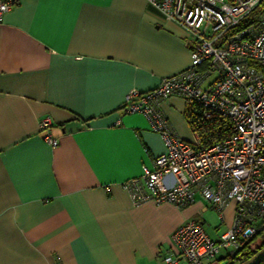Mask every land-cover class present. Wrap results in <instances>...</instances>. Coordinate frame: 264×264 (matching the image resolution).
I'll use <instances>...</instances> for the list:
<instances>
[{
  "label": "crops",
  "instance_id": "obj_1",
  "mask_svg": "<svg viewBox=\"0 0 264 264\" xmlns=\"http://www.w3.org/2000/svg\"><path fill=\"white\" fill-rule=\"evenodd\" d=\"M186 40L147 0H15L0 23V264H163L185 221L213 240L227 231L234 201L221 220L198 195L184 208L135 205L121 187L164 151L124 97L185 69ZM160 109L193 139L182 97ZM226 261L221 252L207 264Z\"/></svg>",
  "mask_w": 264,
  "mask_h": 264
},
{
  "label": "built area",
  "instance_id": "obj_2",
  "mask_svg": "<svg viewBox=\"0 0 264 264\" xmlns=\"http://www.w3.org/2000/svg\"><path fill=\"white\" fill-rule=\"evenodd\" d=\"M147 1L184 30L190 62L156 87L125 95L123 111L142 114L164 151L121 187L135 205L152 201L184 208L198 195L221 220L225 205L234 201L233 221L219 239L189 219L171 234L176 252L162 258L163 264H207L221 252L234 255L264 226V0ZM14 3L0 0V23ZM171 95L186 103L191 140L179 137L160 109ZM212 117L227 119L231 133L205 145L197 126ZM50 124L44 116L39 127ZM44 138L58 144L48 133Z\"/></svg>",
  "mask_w": 264,
  "mask_h": 264
},
{
  "label": "trees",
  "instance_id": "obj_3",
  "mask_svg": "<svg viewBox=\"0 0 264 264\" xmlns=\"http://www.w3.org/2000/svg\"><path fill=\"white\" fill-rule=\"evenodd\" d=\"M195 109V108H194ZM198 113V112H197ZM197 116H199L197 114ZM197 133L203 144H211L218 141L231 133V128L227 119L221 117H212L210 119H204V121L198 122ZM264 233V226L259 230L254 237L247 241L242 247H240L234 255L228 256L225 264H237L245 259L251 258L258 247H251L254 243V239ZM260 246H264V243ZM226 260V259H225ZM255 264H264V256L258 260Z\"/></svg>",
  "mask_w": 264,
  "mask_h": 264
},
{
  "label": "rangeland",
  "instance_id": "obj_4",
  "mask_svg": "<svg viewBox=\"0 0 264 264\" xmlns=\"http://www.w3.org/2000/svg\"><path fill=\"white\" fill-rule=\"evenodd\" d=\"M215 77V74L212 76ZM191 140V139H189ZM264 243V233L261 235H258L255 239H254V243L252 244L251 247H258L254 253L255 254H263L264 253V246H260L261 244ZM253 255V256H254Z\"/></svg>",
  "mask_w": 264,
  "mask_h": 264
}]
</instances>
